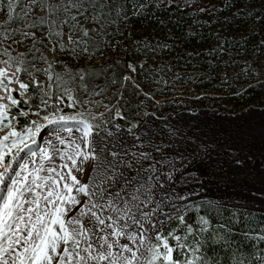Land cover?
<instances>
[{
    "label": "snow or ice",
    "instance_id": "1",
    "mask_svg": "<svg viewBox=\"0 0 264 264\" xmlns=\"http://www.w3.org/2000/svg\"><path fill=\"white\" fill-rule=\"evenodd\" d=\"M0 12L6 16L3 22L6 40L19 34V39H14L13 43L19 45L30 39L33 47L37 43L45 47L52 44L54 47L49 48L50 52L58 47L61 52L67 51L74 57L98 47L114 23L110 19L113 13L116 17L126 15L115 0H26L25 3L7 0L6 5L0 0ZM12 23L16 24L15 28L8 26ZM219 50L223 51V48ZM4 63L7 65L6 61ZM21 71L27 70L17 65L9 77L5 69L0 68V76L9 83L19 84L21 97L20 101L14 98L8 85L0 80V91L4 93L0 95V125L6 129L0 135V264H221L201 252L203 245L194 248L191 256L183 259L173 256V247L167 237L161 235V225L153 217L158 213L168 218L175 214L184 225L181 214L184 206H178L176 202L186 197L173 195L170 185L176 171L174 161L179 159L183 166L185 158L175 152L169 156L168 152L173 151L171 145L166 151L152 140L132 133L136 124H129L130 142L122 137V126L115 123L117 118L126 119L119 104L122 94L116 93L117 103L112 104V97L104 96L107 86L93 84L89 87V74L85 70L72 75L70 80L78 87L64 88L63 95L67 97L69 107H79L83 111L71 116L60 114L54 120L45 116L44 121H75L76 131L82 133L81 143L72 141L75 147L65 152L50 151L51 141H48L37 153L28 149V144L34 143L33 137L41 124L35 123V131L31 128L18 131L11 120L4 123V114L10 108L21 102L28 105L29 85L19 80L17 73ZM44 71L47 73L48 70ZM223 78L226 80L227 76ZM32 83L38 84L35 77H32ZM74 92L78 94L74 95ZM97 96L101 99L94 98ZM55 99L57 105L63 103L60 96ZM41 103L47 107L46 100L42 99ZM56 111H60L59 107ZM18 115L27 116L28 113L19 112ZM101 124H110L114 131L107 126L102 128ZM60 127L69 136L73 135L72 129L65 124L61 123ZM54 135L61 145L69 143L60 135ZM25 149H28V156L20 158ZM57 154L61 161L65 157L71 161V167L63 164L68 169L64 175L55 167L45 166L46 161L54 162ZM77 157H81L79 162ZM85 161L96 175L85 172ZM232 163L239 167L244 161L233 156ZM72 169L83 173L87 182L78 179ZM260 178L264 183V173ZM164 208L168 211L164 212ZM201 223L206 221L201 218ZM185 227L188 234L193 233L191 225ZM167 236H173V232ZM173 238L179 244V238ZM179 247L184 249L187 245L179 244ZM233 264L243 262L234 260Z\"/></svg>",
    "mask_w": 264,
    "mask_h": 264
},
{
    "label": "trees",
    "instance_id": "2",
    "mask_svg": "<svg viewBox=\"0 0 264 264\" xmlns=\"http://www.w3.org/2000/svg\"><path fill=\"white\" fill-rule=\"evenodd\" d=\"M4 2L6 5L7 0ZM115 2L124 8L126 15L116 17L113 13L110 19L114 23L98 47L75 57L56 47L61 64L76 65L66 69L64 87L77 88L70 77L85 70L89 74V87L102 84L112 90V104L117 103L115 94H122L119 104L126 117L120 119L122 123L144 119L150 112L162 117L166 109L174 106V97L180 93L193 96V101L178 104L184 108L193 107V102L223 111L264 107V0ZM5 20V14L0 12V48L1 43H7L12 50L6 54L0 49V62L26 69L19 76L29 80V92L33 94L38 87L31 83L32 77L45 74L44 45L37 43L33 47L30 39L19 45L13 43L14 39H19V34L6 40ZM8 26L15 28L16 24ZM165 44L167 47H161ZM18 47L24 51L19 52ZM112 80L116 83H111ZM59 90L58 87L56 91ZM183 217L182 226L191 223L196 231L186 240L181 228L179 238L194 248L203 245L201 252L207 257L221 264H233L234 260L243 264H264V239H261L264 214L201 204L186 211ZM202 217L208 221L206 227L200 224ZM175 226L177 222L170 228ZM201 228L204 231H199ZM170 243L174 247L173 256L183 259L177 243L172 238Z\"/></svg>",
    "mask_w": 264,
    "mask_h": 264
},
{
    "label": "rangeland",
    "instance_id": "3",
    "mask_svg": "<svg viewBox=\"0 0 264 264\" xmlns=\"http://www.w3.org/2000/svg\"><path fill=\"white\" fill-rule=\"evenodd\" d=\"M53 47H42V53L47 56V63H43V69H47L48 71L42 77L35 78L38 84L31 82L34 86L38 87V90L33 94L29 91L26 93L28 105L22 102L18 103V105L13 106L4 114V123L6 124L11 120V123L18 131L27 130L28 128L35 131V123L41 124V127L33 137L34 143L28 144V149L37 153L42 143L50 135L69 136L67 131L61 129V123L73 131V135L70 136L71 138L67 139L69 141L68 145H73L72 148H74L75 144H72V141L81 143V136L76 131L77 125L75 121L68 120L56 123L44 121L45 116L49 120H54L60 114L71 116L76 112L83 111L79 107H69L67 97L61 91L64 88H72L64 87V81H66L64 74L66 69L73 68L76 65L71 62L61 64L57 49L55 48L54 52L49 51V48ZM0 49L2 52H5L6 49L9 52L12 50V47L8 46L7 43H1ZM17 50L19 52L24 51L21 47H18ZM49 65H51L50 68ZM0 67H7L15 71V67L2 62H0ZM57 75L60 76L59 80H57ZM17 76L20 81L30 86L29 80L19 76V73H17ZM0 80H3L8 85L13 97L20 101L19 84L9 83L2 76H0ZM57 85L61 89L58 92L56 91V89L58 90ZM97 86L104 87L102 84H98ZM45 93H49L50 95H45ZM73 94L75 95V93ZM111 94L112 90L107 89L104 96L111 97ZM56 96H60L63 103L57 105ZM94 98L101 99L99 96ZM42 99L48 102L47 107L41 103ZM174 99H176L173 102L174 106L166 109L162 116L163 119H160L162 117L156 115L154 112H150L144 119H129L127 122L122 123L117 118L115 123L122 126L121 135L126 141L130 142L132 140V137L128 134L129 124H136L137 127L131 129L132 133L140 135L145 140H152L154 143L165 148L166 151L167 146L171 145L173 151L168 152L169 156H172L173 152L178 156L180 154L184 156L183 166H181L179 159L174 161L176 171L173 173V180L170 185V191H172L173 195L179 194L186 197L185 200L174 201L178 206H184L181 207V214L184 216L186 211L196 208L201 204L225 206L231 209L264 214V192L261 191V189H264V183L261 182L260 178V174L264 173V135H262L264 134V109L245 108L238 111H223L217 107L203 106L198 102H193V107L184 108L178 104L185 100L193 101V96L187 93H180ZM37 105H39V108L36 107ZM57 107L60 109L59 112L56 111ZM102 110L100 109V111ZM19 112H27L28 115H18ZM37 112L39 113L38 115ZM25 121H28V123L22 126L21 124ZM92 123L97 124L99 121H92ZM105 126L109 127V130L114 131L110 124H101L102 128ZM4 131L6 129L3 128V125H0V135H3ZM95 131L97 130L94 129ZM72 148H69V151ZM28 149L21 152L20 158L28 156ZM84 150L87 151V149ZM233 156L241 157L244 164L239 167L234 165L232 163ZM76 159L79 162L81 157H77ZM37 162L39 163V156L36 158ZM13 163L15 166H18L16 161ZM64 163H67L71 167V161H68L67 157L63 161L60 160L56 170L61 175L66 174L68 171L67 168L63 167ZM83 167L85 172H88L90 175H96L91 172L88 161L84 162ZM72 170L78 179L87 182L83 173H77L75 169ZM163 211L167 212L168 209L164 208ZM153 219L157 224L161 225L159 229L161 235L167 237L170 246H172L170 238L178 246L179 244H186V248L180 249L179 247V249L183 257L191 256L194 247L186 242V240L188 237L195 235L196 230L193 224H188L194 229L192 234H188L186 227L179 223L175 214L168 218L162 213H158ZM203 220L206 223L202 224L200 221V224L206 227L208 221L205 218ZM174 222H177V226L170 228ZM181 228L184 231L182 234L186 240L178 236V231ZM174 229L175 231H173ZM169 232H173V236H167ZM173 237L179 238V244L177 239ZM153 240H155L154 235Z\"/></svg>",
    "mask_w": 264,
    "mask_h": 264
},
{
    "label": "bare ground",
    "instance_id": "4",
    "mask_svg": "<svg viewBox=\"0 0 264 264\" xmlns=\"http://www.w3.org/2000/svg\"><path fill=\"white\" fill-rule=\"evenodd\" d=\"M0 68H2V67H0ZM5 69V72H6V74H7V76H12V74H13V72H15L13 69H10V68H4ZM3 77V76H2ZM5 78V77H4ZM4 93L3 92H1L0 91V95H3ZM79 136H82V133L81 132H79ZM64 139H65V141H67V142H69L67 139L68 138H71L70 136H67V137H63ZM48 141H51V145H48V147H49V150L50 151H52L53 149H56V150H63V151H65V152H68L70 149L69 148H72L73 147V145H68L69 143H66L65 145H61L60 143H59V141L58 140H56V138H55V135H50L49 137H47V139L45 140V142L44 143H42V145H41V147H43V146H46V144H47V142ZM40 147V148H41ZM75 147V146H74ZM40 148H39V150H40ZM38 153H39V151H38ZM61 159H60V156H59V154H57L56 156H55V159H54V162L53 161H51V160H49V161H46L45 162V166L46 167H57V165L59 164V161H60ZM38 163V162H37ZM39 164V163H38ZM37 164V165H38ZM45 173H41V175H44ZM83 182V181H82Z\"/></svg>",
    "mask_w": 264,
    "mask_h": 264
},
{
    "label": "water",
    "instance_id": "5",
    "mask_svg": "<svg viewBox=\"0 0 264 264\" xmlns=\"http://www.w3.org/2000/svg\"><path fill=\"white\" fill-rule=\"evenodd\" d=\"M250 108H251V109H252V108H253V109H264V107H262V108H261V107H248V109H250ZM160 119H163V117L160 118Z\"/></svg>",
    "mask_w": 264,
    "mask_h": 264
}]
</instances>
